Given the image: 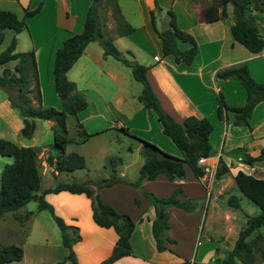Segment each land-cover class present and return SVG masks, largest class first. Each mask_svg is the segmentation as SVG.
I'll use <instances>...</instances> for the list:
<instances>
[{"label":"crops","instance_id":"obj_1","mask_svg":"<svg viewBox=\"0 0 264 264\" xmlns=\"http://www.w3.org/2000/svg\"><path fill=\"white\" fill-rule=\"evenodd\" d=\"M89 1L18 0L21 7L26 9H33L40 3L38 11L32 16H41L46 9L49 12L52 35H34L36 30L29 22L32 16L25 19L31 34V49L34 51L40 87L41 51L45 53L48 83L53 87L51 68L54 51L65 38L81 31ZM134 1L139 11L140 25L132 26L123 19L133 27V31L124 35L109 33L108 36L117 49L132 54L135 48L149 56L150 61L143 64L147 66L146 79L162 109L175 121L180 122L187 115L204 117L209 121L210 152L206 163L216 167L218 158H221L228 165V170L209 181L204 176L193 177L186 167L185 176L181 180L170 181L162 175H156L153 179H142L139 186L132 187L126 184L129 180L125 177L124 169H120L117 176L122 181L92 189V193H97L102 202L110 204L119 213L128 214L134 222L129 237L131 255L120 257L110 264H214L215 259L221 258L232 248L238 231L244 225L245 215L258 212L256 207L242 201L243 196L237 191L233 177L238 169H242L254 178L264 179V157L251 164L244 162L246 155L256 156L264 147V100L252 109L248 127L231 124L229 115L226 120L218 119L216 93H221L226 105L240 106L245 101V90L234 79L214 78L213 72L243 62L251 77L264 83V46L260 52L252 54L232 40L228 28L233 19L228 5L222 19L211 20L209 6L212 0H157L162 9L170 8L174 12L176 25L191 34L196 43L192 61L189 64L176 63L171 55L162 54L161 41L151 27L149 10L152 8V0ZM248 16L264 40V14L250 10ZM37 30L40 29L37 27ZM122 38L126 44L120 46L117 41ZM89 43L65 73L66 78L75 84L76 90L86 96V106L76 113L75 122L87 133L107 127L125 126L133 135L179 157L180 153L174 144L168 138L165 139L161 125L152 111L140 105H135L131 111L124 110L127 91L121 86L119 70L101 63L108 55L103 54L98 43L97 49L90 47ZM186 46L178 43L181 49ZM52 98L54 100H47L46 105L56 107L53 92ZM40 103L45 104L43 93L40 95ZM0 107L3 110L0 112V126L4 131L0 129V137L10 138V120H13L16 125L14 130L18 132L21 124L16 113L8 108L6 98L0 100ZM114 116L117 118L112 123ZM75 122L72 131L77 133L79 128ZM69 139L68 143L74 142L72 137ZM43 149L33 150L39 177L41 179L43 175L44 180H47L48 175L55 176L59 172L54 169V164L44 166V161H39V157L47 155L42 152ZM84 180L89 178L80 181ZM48 187H52L49 182L39 185L37 193ZM175 189L180 190L176 196L179 200L193 199L196 207L190 212L175 207L167 208L168 228L165 235L173 239L174 243L167 244L165 250L157 251L150 229L154 211L143 191L164 198ZM229 195L238 198V208H232L226 203ZM43 198L50 203L55 215L60 216L67 225L78 228L80 239L72 244L77 264H86L87 261L99 264L109 254L116 233L111 227H100L92 221L89 198L66 191L45 194ZM17 210L20 213L25 211L22 207ZM9 216L13 219L11 213ZM12 232L9 226L0 231L3 238ZM21 245L24 247V244ZM261 256L258 251L252 264H262Z\"/></svg>","mask_w":264,"mask_h":264},{"label":"trees","instance_id":"obj_2","mask_svg":"<svg viewBox=\"0 0 264 264\" xmlns=\"http://www.w3.org/2000/svg\"><path fill=\"white\" fill-rule=\"evenodd\" d=\"M110 4L111 14L115 20V30L118 35H124L133 31V27L126 23L121 16L116 0H91L86 9L82 29L65 38L61 45L55 49L53 64L51 68L53 88L60 97V108L42 106L40 104V90L38 85L36 62L33 49L23 52L14 51L16 39L11 37L7 46L0 51V87L5 90H12L14 93L6 92V99L21 118L22 126L19 135L29 138L34 129V118L51 121L52 151L47 153V161L53 159L54 169L57 172L71 171L84 166L83 156L75 152H64L65 145L69 142L66 135L65 118L67 115L75 117L76 113L86 106L85 96L76 90L75 84L66 78V71L73 62L80 56L84 46L95 41L101 47L103 54L109 55L118 60L130 69L132 78L141 85L136 101L142 108L152 111L161 125V132L167 136L177 148L180 156H173L162 151L155 144L137 137L130 133L125 126L117 129L124 134L136 139L140 143L139 155L142 163L138 168V177L131 185L139 186L142 179H153L156 175H162L167 180H181L185 176L187 167L193 177L202 175L201 167L196 163L200 156L207 157L210 152L208 135L211 131V124L204 117L187 115L180 122L175 121L160 106L148 83L145 72L147 66L126 59L112 42L102 27L100 21L99 7L103 4ZM230 5L232 23L228 32L232 40L248 52L255 54L261 51L264 46L263 37L259 34L258 28L248 16L250 10H256L264 14V0L251 2L250 0H214L210 6V19L219 20L226 15V5ZM40 3L33 9L23 8L22 16L19 18L13 12L0 9V42L3 38V30L10 29L14 33L26 28L24 18L32 16L38 11ZM162 11L157 0H152V8L149 10V21L152 29L161 41V52L163 55H171L176 63L189 64L196 51V43L188 32L176 25L174 12L164 9L167 19V26L164 29H157L155 26V12ZM178 43L186 44V48H179ZM130 54L129 51H126ZM14 61L12 67L8 62ZM213 77L218 79H234L245 90V101L240 106H228L224 103L220 92L216 93V116L220 120H226L230 116L231 124L235 126L248 127V120L254 106L264 100V83L255 81L249 74L245 63L241 62L233 66L216 69ZM35 99L36 105H31L30 96ZM30 117V121L27 120ZM79 131L76 143L85 141L90 133L82 129L76 123ZM0 156L11 158V162L4 164L0 171V218L5 213H11L14 220L20 224L28 219L31 212L24 211L17 213L16 210L29 200L37 202L38 209H47L60 230L61 243L65 248L62 259L52 264H63L69 261L70 264H77L72 244L79 240L80 235L76 226L67 225L55 215L52 206L44 200V195L66 191L73 194H83L90 200L91 219L100 227H111L116 233V240L112 245L109 254L99 264H110L120 257L131 254L129 237L134 222L126 213H119L107 203L100 200L97 193H92L89 184L100 188L112 183L122 181L115 175L116 163L120 158L109 157L113 165V173L110 177L102 178L92 183L91 180L59 182L52 187L44 188L38 194L40 177L38 163L34 150L30 146H19L12 141L0 137ZM264 147L256 156L246 155L244 162H252L263 159ZM228 170V165L218 158L213 177L217 178ZM234 183L237 191L251 204L258 212L253 215H245L243 227L238 231L232 248L221 258L215 259L214 264H252L256 252L261 253L262 264L264 254L261 247L252 245L250 236L264 226V179L252 177L246 171L238 169L234 174ZM180 192L175 189L169 196L160 198L151 192L143 191L154 211V218L151 220V234L154 239L157 251L167 249V244L174 243V240L165 235L168 228L167 208L175 207L186 212L196 207L193 199L179 200L176 196ZM137 202V200H134ZM226 203L232 208H238V198L229 195ZM254 235L253 239H257ZM22 257V249L18 245L8 244L0 246V264L11 261H18Z\"/></svg>","mask_w":264,"mask_h":264},{"label":"rangeland","instance_id":"obj_3","mask_svg":"<svg viewBox=\"0 0 264 264\" xmlns=\"http://www.w3.org/2000/svg\"><path fill=\"white\" fill-rule=\"evenodd\" d=\"M213 1L214 0H212V2ZM90 2L91 0L89 1V4ZM77 3H79V1ZM116 3L120 10L121 16L123 17L122 19H124L132 26L137 27L140 25L139 11L138 8L136 7V3L134 0H116ZM228 7L230 8L229 4ZM0 9L13 12L19 18L22 16L23 13V8L21 7V4L18 2V0H0ZM99 14L101 18L100 21L102 27L105 30L106 34L108 35L109 33L113 34L114 32H116L115 30L116 23L112 17L111 7L108 2L107 4L105 3L99 7ZM154 14H155L156 28L157 29L166 28L167 19L164 13V9H162V11L160 12H155ZM48 16H49V12L46 9L44 12H42L41 16H32L29 18L31 19L29 20V22L31 21L30 24H32L36 30L34 35H49V34L52 35L51 33L52 26L48 19ZM26 18L27 17L24 18L26 28H23L19 32L14 33L10 29L3 30V38L2 41L0 42V51H2L7 46L12 36H14L16 39L14 51L23 52L28 49H31V38H30L31 34L27 22L25 21ZM37 27L40 30H37ZM117 43L120 46H122L126 44V40L122 38L118 40ZM89 46L95 47L96 49L99 48L97 42L95 41H91L89 43ZM118 50L126 59L130 61H135L140 64H146L147 61H150L149 56H147L145 53L140 52L135 48L132 49V54L131 53L127 54L121 48H118ZM40 58L42 59L41 60L42 65H40L41 87L39 85V90L41 91L40 95H42L43 93V97H45V104L44 105L42 103L40 104L42 106H48L46 105L47 100H54V98H52V92H53L57 104L55 105L56 107L54 106L51 107L59 109L60 97L55 93L53 87L48 83L44 51H41ZM13 63L14 61H11L8 62L6 65L8 67H12ZM101 63L109 67H114L116 70H119L122 76V78L120 79L121 86H123L124 90L127 91L126 93L127 98L125 100V104L123 105V108H125L124 110L126 112L131 111L135 105H140L136 101L135 96L139 93L141 85L138 81H135L132 78L130 69L109 55ZM6 92L10 94L14 93L12 90H5L4 88L0 87V100L6 98ZM129 94H133L132 97L129 96ZM29 96H30L31 105L35 106L36 105L35 99L32 97L31 94ZM8 108L11 109L13 113H16L17 118L19 119L20 124L22 126L21 118L18 116L17 112L13 108H11L9 104H8ZM1 111L3 112V110L0 107V112ZM6 116L8 115L6 114ZM116 118L117 116L116 117L114 116L112 118V123ZM74 122H75V117L69 115L66 116L65 128H66V135L68 138L71 137L76 138V132L72 131V125ZM33 123H34V129L32 131L31 136L29 138H24L19 135L18 130H14L16 125L11 119L10 120L11 133H9L11 137L10 138L5 137V138L12 141L16 145L30 146L37 151L41 150L43 147L45 149H43L42 152L44 154H47L49 151H52V146H51L52 123L49 120H43L40 118H34ZM0 129L1 131L3 130L1 126ZM165 137H166L165 139L168 138L167 136ZM168 140L170 141L169 138ZM128 148H130V150ZM139 149H140V143L136 139L124 134L115 127L114 128L107 127V129L90 133V136L85 141L81 143H76V142L67 143L64 147L65 153L68 151H72L77 154H81L84 159V166L71 171H61L58 173V175L55 174V176L48 175L47 178L49 179L47 180H44V176L41 175L40 186L45 185L46 182H49L50 185L54 186L59 182H67V183L71 181L78 182L85 178H89V180H91L93 183L94 181H97L99 179L110 177L113 173L112 172L113 165L111 164L109 157L116 156L120 158V163H116L115 161H113L115 165L117 164L116 167H114L115 175L117 176L118 170L124 169L125 177L129 180L128 183L126 184L132 187H136L134 185H131L130 183L134 182L138 177V166H139L138 164H140V162L142 161V158L139 155ZM46 157L47 155L39 157V161L42 162L44 161L43 162L44 166L49 162L47 161ZM52 161L53 159L50 161L51 162L50 166H52L53 164ZM10 162H11L10 157L0 156V171L4 164H8ZM89 187L91 190L95 188V186L91 183L89 184ZM242 201H244L247 205H250L251 207H255L253 204L248 202L244 197L242 198ZM22 209L25 211H30L32 213L30 215V218H28L21 224L18 221L12 219L9 216L10 213H5L0 218V231L4 227L8 228V226L13 231L12 234L5 235L4 238L1 236L0 233V246L3 244L4 245L14 244L21 247L22 253L24 250V256L21 257L20 260L15 261L13 264H52L62 259V257L65 254V248L61 243L60 230L56 225L54 219L52 218L51 213L47 209H38L37 202L34 200H29L28 202H26L24 206H22ZM23 212L24 211H22L21 213ZM17 213L20 212H18L17 210ZM255 234H257L255 236L257 239H253ZM250 239L252 245H255L257 247L259 246L264 251V226L260 227L257 232H254L250 236ZM21 244H24V247H22ZM255 255H258V252H256ZM65 263L70 264L69 261H65L63 264ZM86 264H92V263L87 261Z\"/></svg>","mask_w":264,"mask_h":264},{"label":"built area","instance_id":"obj_4","mask_svg":"<svg viewBox=\"0 0 264 264\" xmlns=\"http://www.w3.org/2000/svg\"><path fill=\"white\" fill-rule=\"evenodd\" d=\"M206 157L204 156H200L197 158L196 163L201 167L202 169V175L205 178H208L209 181H211L213 179V174H214V170H215V166L206 163Z\"/></svg>","mask_w":264,"mask_h":264},{"label":"water","instance_id":"obj_5","mask_svg":"<svg viewBox=\"0 0 264 264\" xmlns=\"http://www.w3.org/2000/svg\"><path fill=\"white\" fill-rule=\"evenodd\" d=\"M251 2H254V1H258V0H250ZM62 96H60V98H61ZM27 120H29L30 121V117H27ZM48 165H51V162L49 161L48 162Z\"/></svg>","mask_w":264,"mask_h":264}]
</instances>
